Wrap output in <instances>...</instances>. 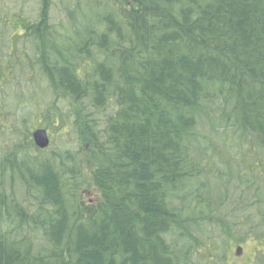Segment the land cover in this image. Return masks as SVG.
Returning <instances> with one entry per match:
<instances>
[{
    "label": "trees",
    "instance_id": "1",
    "mask_svg": "<svg viewBox=\"0 0 264 264\" xmlns=\"http://www.w3.org/2000/svg\"><path fill=\"white\" fill-rule=\"evenodd\" d=\"M247 238L264 264V0H0V264H229Z\"/></svg>",
    "mask_w": 264,
    "mask_h": 264
},
{
    "label": "rangeland",
    "instance_id": "2",
    "mask_svg": "<svg viewBox=\"0 0 264 264\" xmlns=\"http://www.w3.org/2000/svg\"><path fill=\"white\" fill-rule=\"evenodd\" d=\"M48 132L49 138L51 139L50 132ZM51 142V140H50ZM86 179L88 181L87 186L89 185L90 176L89 173L86 174ZM84 189V198L87 203L91 204L95 202L98 198V194L95 192V190L92 187H85ZM258 245L251 239L247 238L243 244H236L230 254V261L229 264H252L255 256H256V248ZM238 249L241 250V254L238 255Z\"/></svg>",
    "mask_w": 264,
    "mask_h": 264
},
{
    "label": "water",
    "instance_id": "3",
    "mask_svg": "<svg viewBox=\"0 0 264 264\" xmlns=\"http://www.w3.org/2000/svg\"><path fill=\"white\" fill-rule=\"evenodd\" d=\"M33 140H34L35 145L39 149L44 150L50 146V138H49L48 132L43 129H38L33 133ZM237 254L238 255L241 254L240 249H238Z\"/></svg>",
    "mask_w": 264,
    "mask_h": 264
}]
</instances>
